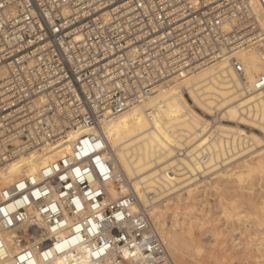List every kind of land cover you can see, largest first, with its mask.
I'll use <instances>...</instances> for the list:
<instances>
[{"label": "built area", "instance_id": "obj_1", "mask_svg": "<svg viewBox=\"0 0 264 264\" xmlns=\"http://www.w3.org/2000/svg\"><path fill=\"white\" fill-rule=\"evenodd\" d=\"M260 32L246 0H0V258L11 233L16 264H173L135 197L108 199L101 124L220 62L245 82Z\"/></svg>", "mask_w": 264, "mask_h": 264}, {"label": "bare ground", "instance_id": "obj_2", "mask_svg": "<svg viewBox=\"0 0 264 264\" xmlns=\"http://www.w3.org/2000/svg\"><path fill=\"white\" fill-rule=\"evenodd\" d=\"M246 3L248 12L254 15L260 28V36H264L263 8L258 0H246ZM237 59L243 66L245 82L226 62H220L156 89L142 103L101 124L107 146L105 156L113 165L114 173L119 175L117 183L110 182L105 186L108 199L132 194L136 200L132 212L146 216L173 264H182L174 258V254L190 249L191 243L187 242V237L185 239V232L176 220L179 207L187 213L200 197L206 203L203 196L207 189L215 188L217 193L230 182L240 183V187L243 182L248 183L253 174L264 173V89H250L255 77L264 75V60L253 48L239 51ZM194 107L208 114H212L214 109L219 113L207 119ZM242 126L255 128L262 135ZM50 159L36 161L18 173H12L6 182L34 174ZM221 197L217 198L219 205ZM225 201L222 204L225 205ZM219 205L218 208L224 206ZM230 206L228 204L225 211L221 210L224 219L231 214ZM167 215L176 219L167 222ZM199 225L202 226V223ZM1 234L6 254H2L0 264H16L18 248L12 234ZM200 248L194 252L197 256L202 251ZM66 260L60 257L48 263L38 261V264H65Z\"/></svg>", "mask_w": 264, "mask_h": 264}, {"label": "rangeland", "instance_id": "obj_3", "mask_svg": "<svg viewBox=\"0 0 264 264\" xmlns=\"http://www.w3.org/2000/svg\"><path fill=\"white\" fill-rule=\"evenodd\" d=\"M223 122L228 124H233L227 121H223ZM242 127L250 130L249 128H247V126L246 127L242 126ZM253 132L262 135L258 131H253ZM263 176L264 173L253 174L252 178L249 179L250 181L248 183L243 182L240 185V187L238 186L240 183L239 184L237 183L236 185V183L230 182L229 184L226 183L224 185L223 184L224 182L223 183L220 182L221 184L224 185V188L221 185L222 186V187L220 186L221 191L218 190L217 191L218 194L214 192L215 188H211V189L209 188L207 189L208 193L207 192L204 193L203 199L205 200L206 203H203L204 201H202L201 200L202 197H200L199 198L200 201L198 200L192 203L193 208L189 212L185 210L187 213L184 212L183 210L184 208L179 207L180 208L178 209L179 214L178 213L176 214L177 219L173 218V216L171 217L167 215L166 216L167 222H170L175 219L178 220V222H180L179 223L181 225L180 228L182 231L184 230L183 232H185V239L187 237L186 239L187 242L191 241V243L193 244V246H191L192 244L189 242V245L191 246V247L189 246L190 249L187 248L186 250H183L184 254L175 253L174 258L178 262H181L182 264H264V251L262 250L264 249V177ZM258 179H260V181ZM246 181H248V179ZM251 181L253 182V184ZM241 186L243 187L241 188ZM248 187L250 190L248 189ZM219 191L220 193L222 192V194H220ZM219 194L224 197L219 196ZM248 194L249 196L251 195L250 198ZM229 195H232L233 197L235 195L236 196L233 199H230L232 196L230 197ZM243 195L244 196L247 195V196L244 197ZM220 197L222 198L220 203L221 205H224V203L222 204V202H224L225 199H226L225 201L226 203L228 201V203L227 204L225 203L224 205L225 208L224 206H222V208L217 207V205H219L220 202V200H218L217 198L220 199ZM231 203L233 205H231ZM194 204H196L195 209H194L195 206ZM228 204L229 206L231 205L229 207V209L231 208L229 214L231 213L233 215L231 214L229 215L227 213V216L228 215L229 216L225 218L226 221H224L225 219L222 216L223 214L221 210L225 211V209L228 208ZM221 205H219V207ZM171 208L173 209V207ZM216 215L222 217H218V216L216 217ZM199 222L202 223V226L199 225L200 224ZM217 230L219 231V233L217 232ZM187 232H189V235H187ZM196 248L198 250L199 248L202 250L199 251L198 256L196 255L197 253L196 254L194 253L198 251Z\"/></svg>", "mask_w": 264, "mask_h": 264}]
</instances>
